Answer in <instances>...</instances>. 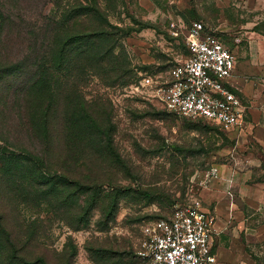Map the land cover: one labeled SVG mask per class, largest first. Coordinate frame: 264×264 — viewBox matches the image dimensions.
Instances as JSON below:
<instances>
[{"label": "rangeland", "instance_id": "374dc122", "mask_svg": "<svg viewBox=\"0 0 264 264\" xmlns=\"http://www.w3.org/2000/svg\"><path fill=\"white\" fill-rule=\"evenodd\" d=\"M0 11L22 26L0 38V62L32 72L41 62L40 96L59 104L49 170L92 189L39 199L25 169L9 173L4 155L21 145L47 148L27 129L31 87L15 98L0 85V264H141L146 223L198 203L231 264H264V101L245 100L242 129L224 132L170 114L143 83L165 80L189 57L185 38L195 22L238 64L264 67V0H0ZM77 36L95 42L64 61L63 41ZM85 108L110 140H85L80 122L67 132L65 119L84 121Z\"/></svg>", "mask_w": 264, "mask_h": 264}, {"label": "built area", "instance_id": "2783aa9c", "mask_svg": "<svg viewBox=\"0 0 264 264\" xmlns=\"http://www.w3.org/2000/svg\"><path fill=\"white\" fill-rule=\"evenodd\" d=\"M189 57L172 68L168 78L143 80L164 108L181 118L202 120L225 132L245 123L243 97L231 86L236 56L202 22L192 24L185 38ZM141 264H219L217 230L201 204L178 206L169 218L146 223Z\"/></svg>", "mask_w": 264, "mask_h": 264}, {"label": "trees", "instance_id": "16d2710c", "mask_svg": "<svg viewBox=\"0 0 264 264\" xmlns=\"http://www.w3.org/2000/svg\"><path fill=\"white\" fill-rule=\"evenodd\" d=\"M13 8L17 9V7H13ZM82 12L83 15L86 14L84 13L85 12L84 10ZM16 18L17 16L15 17L14 15H10L5 11H0V38L4 36L5 42L6 40L8 41V39L11 37V34L18 32V28L22 27L17 22V20H15ZM53 25L56 24L54 23ZM31 27H32V32L33 30H35V32H33V34H35L36 29L38 28L37 25L34 24ZM56 30H54V32ZM94 42L95 41L94 39H92V37H86V36L83 37L77 36V37L68 38L63 41V45L60 48L59 53L62 56V58H66L64 61L71 60L73 57L72 56L73 52L79 51L78 53L81 55L86 51V47L83 46H88L89 44L92 45L94 44ZM0 50L5 51L6 48L1 47ZM45 53H47V51ZM0 63H1L0 85L2 86V89L5 88L7 90L6 93L7 96H10L12 93L15 98L18 96L22 97L23 94L26 95V92H29L28 88L31 87L30 94H32L33 96V101L28 106L29 118H27L28 120L27 129L29 132H33V134L39 140H44V142L46 143L45 146L47 148V150H45L43 154H40L21 145L20 147L17 148V150H15L16 152L9 155L8 154L4 155L2 162L3 164L7 165V170H9V173L15 172L16 173L15 176L17 177V170L25 169L26 173L29 176L28 177L29 183L34 188H37L35 189L36 191L34 192V194L39 199L48 198V196H51L52 193L54 194L60 193L62 194V196H64V193L61 192L63 190H72L71 192L68 193L70 199L71 197H73L75 192H77V195H81V196L83 195V193L92 192L91 188L84 186L87 184H82L80 181L75 179L73 180L64 173L63 174L59 172L52 173L49 170V168L51 167V165L48 164V162L50 161L47 159L48 148L50 144L49 140L52 137V134L55 129L54 117L57 116L56 113H58L59 111V104L56 101H54L53 97L48 99V101H44V98L40 96V87L46 83L44 82V73H43L45 68L41 66V62L39 63L37 61L35 63H31L34 64V69H35L34 72H32L31 69L30 71H28L27 70L28 68L22 64H15V63L5 64L3 63V61H1ZM81 113L84 116L85 119L84 121L76 117L74 113H71L65 119V125H66L65 129L67 130L68 133L72 134L74 129L78 128L80 122L81 124L80 126L86 127V131L84 132V134H86V136L84 135L85 140L86 138L88 141L91 140L92 136H95V138H98L99 136H103L106 137L108 140H110V137L108 135L105 136V134H102L101 129L97 126L94 119L90 115H88V111L86 110V108L82 110ZM196 122L202 123L204 125L217 126L215 124L202 120H197ZM217 127L220 128L219 126ZM40 135L42 137L44 136L43 137L44 139ZM51 144H53V139L51 141ZM104 145L106 147V148L104 147V150L106 151H107V146L111 148L110 141L104 143ZM68 153L71 154L72 150L69 149ZM27 169L32 173H28ZM7 175L9 176V178L14 177L12 174H7ZM0 177L2 178L3 176L0 174ZM73 189L75 190L73 191ZM95 197L96 196H93V199H95ZM93 202H95V200H93ZM170 216L171 215H169L166 218H169ZM166 218H160V219H166ZM3 221H4V217L0 215V226L1 224L3 225ZM0 232L2 234L5 233L3 231Z\"/></svg>", "mask_w": 264, "mask_h": 264}, {"label": "crops", "instance_id": "0c3cea01", "mask_svg": "<svg viewBox=\"0 0 264 264\" xmlns=\"http://www.w3.org/2000/svg\"><path fill=\"white\" fill-rule=\"evenodd\" d=\"M241 65H244L243 69H241ZM254 66L253 60L241 62V64L236 62L234 75L231 79V86L236 93L243 97L244 103L247 100L251 101L253 105L257 104V101H264V85L262 84V81L264 82V67L258 66L259 68L255 69ZM215 251L217 259L221 264L222 262L231 264V257L229 255V251L231 253V250L220 248L218 250L215 249Z\"/></svg>", "mask_w": 264, "mask_h": 264}]
</instances>
